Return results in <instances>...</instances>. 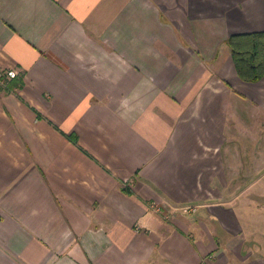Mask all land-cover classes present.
<instances>
[{
	"label": "crops",
	"instance_id": "0c3cea01",
	"mask_svg": "<svg viewBox=\"0 0 264 264\" xmlns=\"http://www.w3.org/2000/svg\"><path fill=\"white\" fill-rule=\"evenodd\" d=\"M254 31L264 0H0L25 77L0 89V264H264V77L228 44Z\"/></svg>",
	"mask_w": 264,
	"mask_h": 264
},
{
	"label": "trees",
	"instance_id": "16d2710c",
	"mask_svg": "<svg viewBox=\"0 0 264 264\" xmlns=\"http://www.w3.org/2000/svg\"><path fill=\"white\" fill-rule=\"evenodd\" d=\"M232 50L235 65L241 79L247 82H256L264 77V31L234 34L228 39ZM0 77V89L8 92L17 91L25 86V77L18 75L8 79V72ZM6 82L3 83L2 80ZM71 138L78 142V135L71 134ZM125 190H129L124 186Z\"/></svg>",
	"mask_w": 264,
	"mask_h": 264
},
{
	"label": "built area",
	"instance_id": "2783aa9c",
	"mask_svg": "<svg viewBox=\"0 0 264 264\" xmlns=\"http://www.w3.org/2000/svg\"><path fill=\"white\" fill-rule=\"evenodd\" d=\"M1 75H2V74H0V77H1ZM18 75H19V72L15 71V70H13V69L10 70V71H8V78H13V77H16V76H18ZM2 82L5 83L6 80L3 79ZM190 209H194V208H190Z\"/></svg>",
	"mask_w": 264,
	"mask_h": 264
}]
</instances>
